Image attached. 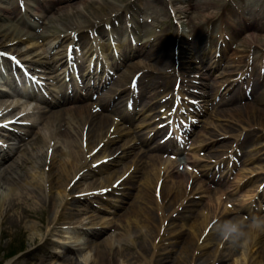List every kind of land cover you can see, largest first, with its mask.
Instances as JSON below:
<instances>
[{"label":"bare ground","instance_id":"6f19581e","mask_svg":"<svg viewBox=\"0 0 264 264\" xmlns=\"http://www.w3.org/2000/svg\"><path fill=\"white\" fill-rule=\"evenodd\" d=\"M181 1L184 2L185 0H180V2ZM178 3V0H172L173 9L176 13H181L182 10L191 8L190 5H188V7L184 6V8L180 7ZM193 4L196 8V12L192 17L194 21L202 22L206 18L210 19V17H212L213 11H210L214 6V0H193ZM72 7L73 11L70 10L69 5L64 7H54L49 3H44L42 5L39 11L40 16H43L47 10H53L52 17L56 21L55 24L59 22L62 26L57 29L54 27L55 25L50 26L49 24H45L40 34L44 43L48 44L49 47L55 43L57 44V46H54L55 48H52V50L56 49L55 53L44 59L36 57L39 54L29 58L21 57L32 73L42 76L46 75L49 70L60 67L58 63L59 58L57 56L59 54V46H61V43L70 39L71 35L69 31H73L70 30L73 23L79 31H83L88 27L97 30L98 25L110 19V14H114L113 18L118 19L121 17V11L127 10L131 5L122 4V2L120 3L118 0H75L72 3ZM262 8H257L252 13H249L250 16H256L255 21L250 22L249 19H245L246 26L244 25L243 27V30H245L244 39L249 44L264 45V16L261 17L264 14V10H262ZM15 11H17L15 0H0V16H7ZM62 17H65L67 20H63ZM2 27H4V25L0 24V28ZM122 27L124 29V26ZM14 32L16 36L13 39L15 40L24 35H18V31L12 29H5L0 32L1 48L5 46L2 39L4 37L13 36L12 34ZM120 33V31L117 32L118 35ZM161 38L162 37L157 38L156 44L146 52L147 58H153L156 45L163 53L169 52L170 48L168 41L166 42V40ZM93 40H96V38ZM85 43L89 44L90 48H92L91 38ZM121 47L123 52L121 56L124 57V60L133 58L136 53H144V46L133 48L130 44L127 46H122L121 44ZM178 50L179 52H186L180 45L178 46ZM208 52V49H203L202 55L207 56ZM164 56L162 60L156 61L160 68L165 67L169 63V58L165 59ZM61 64H63V62ZM126 69L130 75L133 69H136V72L141 69H147L149 72L146 73L148 74L160 72L157 71V68L152 63H148L143 59H136L134 64ZM232 71L233 69L231 68L228 75L224 76L222 81H217L220 83V86L227 81L228 83L226 85H228L234 80L231 79L232 76L230 75ZM85 77L94 78V75L86 74ZM106 78L105 76L103 80ZM158 86L159 80H153L147 90L148 96L155 94V89ZM128 92L129 89L126 85H119L113 89V93L124 97L128 95ZM217 92L218 89L213 88L211 94L205 92L203 94L212 96ZM74 97L78 98V95L76 94ZM62 100L69 101L70 98L63 96ZM229 100L233 99L229 98ZM96 101L99 102V99ZM91 106L92 105L89 103L76 106L69 104V102H65L61 111L53 112L51 116L46 118L45 130L41 133L31 131V140L33 144H37V147H30L33 153L29 154L27 158L21 155L22 157L19 156L9 162L5 161L9 156L8 154L0 158V182L4 185V191H6L4 195L2 193L0 194V229H3L5 224H7L8 228L16 227L18 222H22L28 217L35 216L39 220L40 225L29 224L27 227L32 234L37 233V230L43 233V243L45 244L43 249L45 254L48 258L55 257V259H60L63 261V264H122L121 258L124 251L127 252L131 259H134V261L139 264H155L157 254H163L160 259L162 261L165 260L169 257V251H167V248H169L168 245L174 247L176 243L178 245L180 244L177 251L178 256H176L172 264H196L199 261L204 264H214L213 261L217 256V249L216 247L214 249L212 248V242L214 239H218L219 241L222 240L217 233L220 232V226L225 222L227 209L225 207L219 208V202L215 201L212 197H206L207 190L201 192L203 196L202 199L205 200H192L190 198L191 195L197 189H204L203 184H201L197 178H193L191 174L179 172L172 165L163 168V172L161 173V167L157 159L152 156L143 158L138 157L136 159L134 157V159L116 168L119 166L116 164L119 161L118 158L120 155L126 156L128 154L127 150H121L117 158L112 159L106 164L92 167L97 161L111 156L112 153H116L121 149V146L129 143L130 140L125 139L121 131L114 130L110 132V128L106 126V118L100 115L95 116V114L92 113L93 106ZM250 107L252 109V106ZM152 109L149 103L141 105L140 112L143 120L147 119L150 121L156 116L150 115ZM227 114L239 117V125L242 130H245V127L258 125L257 127L264 131V111L258 114H249L245 111L243 114L241 111L237 110ZM11 115V117L14 116L13 114ZM24 119L31 120L30 118ZM244 123H246V126ZM52 126L54 127L53 130L51 129ZM236 126L237 125L232 122L220 123L217 127L223 132L215 129L204 131L202 137L199 139V145L202 146L203 149H211L219 146L217 152L213 153L212 156L215 160L219 159L224 153V149L229 147V145H227L229 138H231L230 144L232 142L233 145H236L237 142L240 144L243 143L239 137L242 136V131L240 127L237 128ZM85 127L86 144L83 142ZM55 128L59 129L60 132H54ZM235 130H237L238 133H234L228 138L225 137V133ZM7 135V141L20 137L18 133H9ZM259 140L264 142V133L259 135ZM117 141L121 142L120 146ZM245 141L250 140L245 139ZM99 143L104 144L96 153L87 154ZM10 144L11 143H8V145ZM250 146H253V144ZM49 148L52 149V152L45 170V164H42L40 168L41 164H37V162L43 161V154H45L47 158L46 154ZM37 150L40 151L38 155L36 152ZM260 150L261 149L258 151ZM29 158L34 159L30 161ZM192 158L195 161V152H193ZM27 162L29 163V168H25ZM227 162L228 161L221 158L220 161L203 164L202 166L206 170H204L202 174L204 176H209V174L212 175L217 171L222 174L220 169L222 167L221 164L224 163L225 165ZM35 168L40 169L37 177L33 176V173H37ZM253 168L254 167H250L249 173L255 170ZM29 169L32 171L34 170V172L30 173ZM126 173L132 175L131 180H134L130 185L136 187V192L134 199L127 201L126 206H128V208L119 213V217L116 221L110 218L104 221L102 217V220L96 222L95 216L91 214L88 215L87 224L90 228L85 229L84 232L79 235L82 240L76 247L80 245H82V247H78L77 249L71 248L65 241L52 240L58 223L64 220L77 218L76 216L80 214L77 212L80 206L83 205V200L78 197L76 193L101 189L106 187L108 183L110 185L112 182H115L116 179ZM246 175L247 173L244 172H238L236 174V180L230 182L228 185L231 192H237L249 185V181H247L240 186V180ZM158 179H162V184L160 197L155 199L154 189ZM121 184L125 185L127 182ZM117 192L120 193V189H117ZM244 192L246 199H250L252 196L257 197L254 201L255 206L259 207L261 205L264 191L257 194L255 190L251 192L249 188ZM121 194L122 196H114V192L112 191L107 195L112 198L111 202H113L114 199H118L120 203H123L125 197L129 195V192H125V189L122 188ZM97 196L102 197V195L98 194L95 197L98 198ZM46 198H49L48 208L51 209V216L48 217V220L43 216L45 208L40 205L41 200H46ZM15 200H17V202ZM30 204H33L35 207L32 208ZM16 205L20 206L21 213L19 218L11 220L12 218L9 215H4V213L11 211L15 214V211L19 207ZM139 205H141V208H137ZM86 208L88 207L86 206ZM178 208L189 210V215L182 216L179 222L175 218L169 216L170 214H167L170 211L171 213L175 212ZM93 211L94 210L87 209L85 214L87 215L89 212L93 213ZM256 211V208L252 207L251 204L247 203L241 206V214H246L252 219ZM140 212L144 213V215L141 216ZM168 217L169 222L165 227L164 221L167 220ZM127 218L135 225L137 232L132 231L126 226L128 225L126 223ZM80 220L81 219L78 218L77 222ZM96 225H100L102 228H97L95 227ZM247 225L244 227H247ZM107 228H113L115 231H113V233L109 232ZM137 233L142 236L144 235L145 238L140 241L138 247L134 246L132 248V245L135 244L134 238L137 237ZM167 236L171 237L167 239H172L169 240L168 245L163 242ZM69 239H71V236H69ZM242 239L244 242L243 256L234 260L232 263H228L227 260H222L218 264H264V230L246 229V235L243 236ZM51 246L56 250L55 253L51 251ZM82 248L84 252L81 251ZM38 250H40V246H36V250H30L26 252L25 255L34 256L35 251ZM76 250L81 251V255L78 257L74 254ZM51 262L52 264H60L59 262H55V260H50V262L46 264H51ZM27 264H29V262H27Z\"/></svg>","mask_w":264,"mask_h":264},{"label":"rangeland","instance_id":"374dc122","mask_svg":"<svg viewBox=\"0 0 264 264\" xmlns=\"http://www.w3.org/2000/svg\"><path fill=\"white\" fill-rule=\"evenodd\" d=\"M118 1L120 2L123 0H118ZM214 2H215L214 4L216 6L217 11L219 9L221 10L222 7L224 6L223 14H225L226 16L231 15L235 19H238L237 14L241 15L240 13H237V11H239V9L247 11L250 8H255L258 5H262L263 10H264V0H230V1H228V0H214ZM247 2H249V3H247ZM195 12H196L195 9L189 8V13L186 14V15H188L187 18H190L192 13H195ZM184 14L185 13H183L181 15H184ZM150 15H152L151 8L147 11V15H144L142 17H144V18L148 17L149 19L151 18L152 21L159 20L160 22L157 25H154V24H156V22H153V24L145 25V28H144L145 32L152 31L154 29V26H160L161 28H169L173 32L175 31V25H173L170 21H166L168 14H167L166 10L164 9V4H160L158 6L157 16L150 17ZM161 16H163V18H161ZM226 19L231 21V22L234 21L240 27L243 24L241 19L235 20V19H230L228 17ZM5 21L6 20H4V21L0 20V23H4ZM7 24L15 26V25L19 24V22L14 18L13 20L8 21ZM227 28H228L229 36L233 37V35L231 34V32H233V29L230 26H227ZM204 32H205V29L203 28L202 33H204ZM234 35H235V33H234ZM190 37H192V36H190ZM238 46L240 48V53L238 56H242V59L244 60L246 57L247 50H248V48H250V46L245 44V43H242L240 41L238 42ZM21 51H24V48H22ZM263 52H264L263 47L254 46V48H253V61L256 63L257 69H258L259 59L262 56H264L262 54ZM255 70H256V68H255ZM261 85H262V83H259V87L256 89L255 80H254L253 92H256L260 88L258 91V93H259L258 102L264 104V86H261ZM33 146H36V145H33ZM22 149H23V147L21 148V150ZM36 152L38 155V153L40 151L37 150ZM31 153H33V152L28 149L23 153V157L27 158L29 156V154H31ZM32 159H34V158H29L30 161ZM42 160H43L42 162L38 161L37 164H41L40 168H41L42 164H45V170H46V168L48 166V158H46L45 154H43ZM25 168H29L28 162L25 164ZM43 168H44V166H43ZM35 170L37 171V173H33L34 170L33 171L30 170V173H33V176L37 177V174H38L40 169L35 168ZM216 179H217V176L214 178V181H213L214 183L206 182L208 188L215 185ZM3 187H4V185L0 182V194L2 193L4 195L6 193V191H4ZM210 189H212V188H210ZM212 190L216 191L215 188H213ZM131 196L127 198V201L134 199V196H132V197ZM48 199L49 198H46V200L42 199L41 203H40V205L43 206V208H45L43 216L46 220H48V217L51 216V209L48 208ZM15 201L17 202V200H15ZM12 202H13V200H12ZM84 203H86V202H84ZM230 203L233 204L232 208L229 211V215H230V217H232L235 215V211H236L235 203L236 202L230 201ZM125 204L124 205L122 204V207L120 208V210L117 212L116 215H112V216L111 215H104V216H106V218L109 217L110 219L112 218L113 220H117V218L119 217V213L125 211V209L128 208V206H126ZM16 206L18 207L19 205H16ZM30 206L32 208L35 207L33 204H30ZM137 206H135V207H137ZM137 208H141V205H139V207H137ZM263 210H264V207H263ZM20 213H21V208L19 206L18 209L15 211V214L12 213L11 211H7L6 213H4V215L5 214L9 215L12 218L11 220H14V219L19 218ZM95 213H97V212H95ZM187 214L188 213H185L184 215H187ZM143 215H144V213H141V216H143ZM82 216L85 217L86 215L82 214ZM100 216H102L101 213H97V218H99ZM65 222H67V220H64V221L57 224V227H56L57 230L54 231V236H52V239L61 238L60 237V233H61L60 231H62V229H65V227L68 225V224H64ZM126 223L128 224L126 226H128L132 231L137 232L135 225L133 223H131L128 218L126 219ZM29 224H35L38 226V225H40V222L35 216H32V217H28V218L24 219L22 222H18V225L16 227L8 228L7 224H5L4 228L0 229V264H27V262H29V264H46V263H49L50 260L51 261L55 260V262H59L60 264H63V262H61L55 258H51V257L48 258V256L45 254L44 249H43L45 246V244L43 243V241H44L43 233H41L37 230L36 231L37 233L32 234L30 229L27 227V225H29ZM108 231L113 233L114 229L111 228ZM79 235L80 234H76L74 232L72 233V230H69L67 233L64 234L62 239H64V237H66V236L67 237L71 236V238H73L76 241V242H74V244H76L77 240L78 241L81 240V236H79ZM144 238H145L144 235L142 236L139 233H137V237L134 238L135 244L132 245V248L134 246L138 247L140 241L144 240ZM66 240H69V239H66ZM216 244H217V239H214L212 242V247L215 248ZM179 245L177 244L174 248H167V251H169V254H168L169 257L163 261L160 259L163 256V254L162 255L157 254V257H156L157 260L155 261V264H163V263L172 264L174 262L176 256H178L177 251L179 249ZM36 246H40V250L35 251L34 256H26L25 255L26 252H28L30 250H33V251L36 250ZM243 247H244V242L241 238L239 240H236V241H228V242H226V244L219 245L218 251H217V257L215 258V262H219L220 258L222 257V258L227 259L228 263H232L234 260L239 259L243 256V253H244ZM131 250H133V249H131ZM82 252H84V251H82ZM79 254L81 255L80 251L75 252L76 257H78ZM121 259H122V264H139L138 262L134 261V259H131V257L125 251H124ZM202 263L203 262L199 261L196 264H202ZM51 264H52V262H51ZM55 264H57V263H55Z\"/></svg>","mask_w":264,"mask_h":264},{"label":"clouds","instance_id":"9594fccd","mask_svg":"<svg viewBox=\"0 0 264 264\" xmlns=\"http://www.w3.org/2000/svg\"><path fill=\"white\" fill-rule=\"evenodd\" d=\"M246 229L264 230V218H253L247 227H242L239 223L228 222L217 234L222 240L236 241L246 235Z\"/></svg>","mask_w":264,"mask_h":264}]
</instances>
